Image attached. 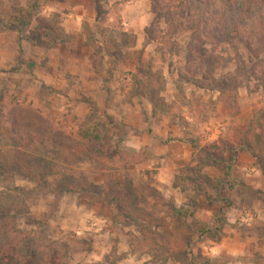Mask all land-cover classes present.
Here are the masks:
<instances>
[{"label": "rangeland", "instance_id": "obj_1", "mask_svg": "<svg viewBox=\"0 0 264 264\" xmlns=\"http://www.w3.org/2000/svg\"><path fill=\"white\" fill-rule=\"evenodd\" d=\"M97 3L0 0V152L12 145L9 118L29 110L89 150L63 163L49 137L26 147L47 186H0V211L59 243L68 264H264V147L254 157L243 146L246 127H264V60L243 45H197L169 14L154 23L149 0H104L101 18ZM122 31L135 48H119ZM230 90L234 120L219 102ZM175 208L211 229H193L191 254L163 247L187 236Z\"/></svg>", "mask_w": 264, "mask_h": 264}, {"label": "trees", "instance_id": "obj_2", "mask_svg": "<svg viewBox=\"0 0 264 264\" xmlns=\"http://www.w3.org/2000/svg\"><path fill=\"white\" fill-rule=\"evenodd\" d=\"M156 17L154 23H158L166 15H171L174 27L194 33L198 41L197 45H228L238 47L243 45L255 59L264 60V0H149ZM104 0H98L96 13L101 18L104 14L102 7ZM123 37L119 48L133 49L137 38L125 31L121 32ZM110 44V42H108ZM109 53L105 52L107 59ZM154 105L155 98H151ZM219 102L228 119L234 120L241 116L239 95L236 90L220 92ZM23 111V110H20ZM31 111V113H30ZM14 112H19L15 110ZM10 120L12 145L7 152H0V186L14 183L15 179L34 182L40 187H46L47 182L43 176H35V167L25 151L32 144L41 143L46 138H51L57 147L55 157L63 163L70 159L86 156L88 148L80 141L62 134L51 122H47L38 113L29 110L24 116L13 115ZM253 124V123H252ZM252 124L246 127L247 137L243 138V146L248 153L254 157L256 146L264 147V127L260 134H254L251 130ZM90 129V128H89ZM80 129L79 135L84 139L98 140L93 130ZM217 161V167L228 176L231 168L224 161ZM219 161V162H218ZM45 172V170H44ZM225 177V178H226ZM78 183L79 179H72ZM63 185V184H58ZM49 191L56 193L72 192L74 190L56 188ZM100 198L106 202L118 203V209L126 212V208L115 196L108 194ZM12 202V198H8ZM120 202V203H119ZM181 218L182 226L187 236L183 239L173 237L171 242L163 239V247L168 248L171 253L174 245L179 251L191 254L187 249L193 239V229H196L198 238H203L211 233L207 227H196L190 216L174 209ZM150 233V232H149ZM159 237L157 233H150ZM0 264H68L64 249L59 243H47L37 240L32 233H22L13 221V216L2 214L0 211Z\"/></svg>", "mask_w": 264, "mask_h": 264}]
</instances>
